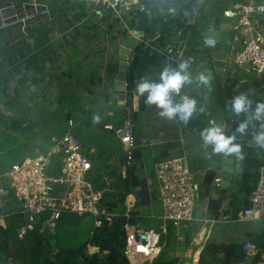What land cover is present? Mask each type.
Segmentation results:
<instances>
[{
	"label": "crops",
	"instance_id": "0c3cea01",
	"mask_svg": "<svg viewBox=\"0 0 264 264\" xmlns=\"http://www.w3.org/2000/svg\"><path fill=\"white\" fill-rule=\"evenodd\" d=\"M47 1L55 3L48 9L50 19L10 33L0 30V225L9 226L19 210L8 187L10 165L45 154L51 138L64 133L59 129L63 117L67 123L80 113L74 117L79 133L75 137L91 162L88 179L105 191L109 208L129 209L125 224L139 231L159 230L162 225L154 174L158 159L178 153L188 157L198 183V207L192 222L178 228L167 225L163 235L167 259L197 264L206 244L243 245L264 233V222L238 219L249 206V195L241 187L240 156L211 155L210 148L202 147L199 132L213 122L202 111L187 125L160 117L154 106L139 111L134 91L140 77L154 78L165 64L162 52L164 45H170L172 25L162 28L164 19L172 18L173 24L195 12L213 20L225 15L235 1L264 4V0H125L115 12L103 16L82 0ZM172 8L177 9L176 15L170 14ZM255 21L264 29V12L257 14ZM158 33L163 42H153L155 48L146 45ZM133 38L136 44L132 49L122 43ZM124 50L125 56L134 53L136 62L125 74L129 90L120 92L116 76ZM228 79L247 84L246 90L237 92L248 91L254 100H264V82L258 83L262 79L242 68L229 67L220 88L226 129L231 119H240L229 108ZM124 104L137 112L135 132L140 134V144L130 151L131 159L125 163L119 160L125 147L115 132L123 124ZM245 145L252 147L258 167L264 165V149L253 139ZM143 147L151 149L141 150ZM6 158L12 159L7 166ZM55 167L51 173L56 172ZM209 171L214 172V179H220L218 184L210 181ZM93 227H97L95 222ZM94 251L88 244L87 253ZM132 264H140L139 258H132ZM258 264H263L261 258Z\"/></svg>",
	"mask_w": 264,
	"mask_h": 264
},
{
	"label": "built area",
	"instance_id": "2783aa9c",
	"mask_svg": "<svg viewBox=\"0 0 264 264\" xmlns=\"http://www.w3.org/2000/svg\"><path fill=\"white\" fill-rule=\"evenodd\" d=\"M82 1L92 4L99 10V15L103 16L108 12H115L117 5L121 6L125 0ZM13 7H0V30H22L26 27L20 24L12 26L16 17ZM28 7L24 6L26 16L21 19L32 18L29 21L32 26L36 25L35 17L39 13L48 12V8ZM261 12H264V4L235 1L224 14L238 16L230 34L228 65L243 68L255 78L264 80V29L255 21V16ZM160 37L159 33L154 34L146 45L154 47L152 43L158 42ZM172 51V47H169L162 52L165 64L172 62ZM134 58V53L126 56L127 67L132 65ZM123 106V124L115 132L130 160V151L134 148V110L130 105ZM73 126L74 121L68 119V129L60 136L51 138V145L45 154L16 161L6 173L8 187L19 206L18 214L22 215V223L16 231L19 239L33 231L36 225L40 226V233L48 229L53 234L57 221L66 213L79 217L91 215L97 227L104 222L112 223L117 218H130L129 209L117 211L109 208L105 191L96 188L88 179L91 162L82 152L79 140L71 133ZM105 128L112 129L106 125ZM231 133L233 130L229 132ZM251 137L254 141V133ZM54 165L56 172L51 173L50 169ZM258 173L257 183L249 195V206L238 214L240 221L264 222V165L260 166ZM154 174L162 209V225L159 230L151 228L143 231L132 228L127 223L124 225V253L131 264L132 258H139L140 264L152 263L164 248V241L161 239L167 234V225L178 228L181 223L192 222L198 207V183L185 154L157 163ZM219 180L214 179L217 184ZM243 253L245 262H250L258 254V249L253 243L246 241L243 243ZM260 258L264 264V253L260 254ZM4 264L11 263L6 260Z\"/></svg>",
	"mask_w": 264,
	"mask_h": 264
},
{
	"label": "trees",
	"instance_id": "16d2710c",
	"mask_svg": "<svg viewBox=\"0 0 264 264\" xmlns=\"http://www.w3.org/2000/svg\"><path fill=\"white\" fill-rule=\"evenodd\" d=\"M171 21L172 18L164 19L162 28L171 25ZM169 47V44L164 45L165 49ZM135 62L136 59L134 58L132 66ZM262 82L264 81H258V83ZM227 83L230 84L228 91L229 100H231V97L238 90H246L248 88L247 84L239 83L237 80L229 81L228 79ZM145 108L146 106L141 102L139 111ZM136 114L137 112L134 111V118ZM242 117L240 116L238 121H234L233 119L226 131L228 133L231 130L235 131ZM241 150V187L247 195H250L257 183L260 166L258 167L251 146L245 145ZM61 218L77 225L81 217L66 213ZM125 222L126 219L123 217L117 218L112 223L104 222L101 226L95 227L91 235H89V238L78 246L61 250L59 248L53 249L49 240L39 232V225H36L35 229L29 232L23 239H19L16 231L22 223V215L16 214L11 218L9 226L2 227L0 225V257L5 258L11 264H131L124 253ZM161 240L163 241V236ZM251 242L257 247L258 254L250 262L246 263L244 260L242 244H230L224 247L206 244L200 253L197 264H258L260 254L264 252V233L252 238ZM88 244L94 246L96 251L88 254ZM150 264L176 263L171 259H167L165 251L162 250L160 255Z\"/></svg>",
	"mask_w": 264,
	"mask_h": 264
},
{
	"label": "clouds",
	"instance_id": "9594fccd",
	"mask_svg": "<svg viewBox=\"0 0 264 264\" xmlns=\"http://www.w3.org/2000/svg\"><path fill=\"white\" fill-rule=\"evenodd\" d=\"M170 14L176 15L177 9H170ZM191 65L190 58H183L162 65L154 78L140 77L134 89L138 106L141 102L144 106H154L160 117L187 125L200 106L197 98L186 89H210L213 83L206 69L195 70ZM229 108L233 116L244 117L235 133L241 136L254 133L255 145L264 149V100H254L248 91H239L231 97ZM236 134H229L224 125L214 122L199 132L202 147L210 148L211 155L225 158L242 154Z\"/></svg>",
	"mask_w": 264,
	"mask_h": 264
},
{
	"label": "water",
	"instance_id": "95a60500",
	"mask_svg": "<svg viewBox=\"0 0 264 264\" xmlns=\"http://www.w3.org/2000/svg\"><path fill=\"white\" fill-rule=\"evenodd\" d=\"M238 16H225L214 18L213 20H207L204 16H196L195 12H191L186 19L177 21L171 24L170 29V45L172 46L171 61L177 62L183 58H190L192 60L191 67L195 70L201 68L206 69L212 76V87L210 89H201L200 87H190L186 91L197 98L199 104V111H202L208 119L212 122L220 125H225V114L223 111V105L221 104L220 88L224 84L225 71L230 67L228 65L229 55V40L232 28L237 22ZM122 43L128 46L129 49L136 44L135 39H123ZM125 50L120 56L119 72L116 76V84L118 91H128L129 85L125 83V74L129 73V67L125 63ZM195 79V76H193ZM123 99V96H119ZM128 106V104H127ZM83 112V111H82ZM80 116V113H76L72 116ZM76 121V120H75ZM231 134H236L235 131ZM237 136V142L244 146L246 142L252 140L251 135H239ZM140 144V134L134 133L133 146L136 147ZM150 147H143L141 150L150 151ZM181 154L166 155L158 159V162H162L173 157L180 156ZM128 154L126 151H121L119 160L126 162ZM211 175L210 181L214 180V172L209 171ZM208 178V177H207ZM206 178V179H207ZM226 178V177H225ZM209 183V180L207 181ZM214 184H217L214 181ZM42 234L49 241L53 237L48 229H44ZM52 246V245H51ZM55 249V247H53ZM6 262L5 258L0 257V264Z\"/></svg>",
	"mask_w": 264,
	"mask_h": 264
},
{
	"label": "rangeland",
	"instance_id": "374dc122",
	"mask_svg": "<svg viewBox=\"0 0 264 264\" xmlns=\"http://www.w3.org/2000/svg\"><path fill=\"white\" fill-rule=\"evenodd\" d=\"M46 1L47 0H17V1L16 0H0V7H5V6L13 7L14 6L13 8H14L16 17L14 20L15 23L12 24V26H15L16 24H20V25H25L26 27H32V23L29 22L32 18L28 17L23 20L21 19L26 16V13L23 10L24 6L28 5L29 6L28 9L32 7L39 8V9H47V8L50 9L52 6H54L52 4H55L53 2L51 3V2H48V1L46 2ZM29 13L30 12H28V14ZM35 19L37 20L35 24L43 23L44 21L50 19V16L48 15V12L45 11L43 13H39L35 17ZM12 29L13 28H11V30ZM11 30L8 29V33H10ZM234 67L236 68V70L240 69V67H237V66H234ZM250 75L254 77L253 74H250ZM227 88L229 89L228 85H227ZM222 96H223V92H222ZM65 118L63 117L62 120H64V122L61 123L60 128H59V129H62L64 132L68 129ZM75 128L76 126L75 127L73 126L71 128V133L74 136L79 137V133H77V128L76 129ZM82 152L87 156V153L85 152V150H83ZM4 160L5 159H3V162L5 163V166H7L12 159L6 158L5 160L6 162ZM93 223H94V217L91 215H84L83 217H81L78 220L77 225L70 223L68 220L61 218L59 221H57L56 228L53 233V237L49 241L50 245H52V247H55V249L59 248L61 250H64L67 248H74L78 246L80 243H82L84 240H86L89 237L90 231H92L94 228Z\"/></svg>",
	"mask_w": 264,
	"mask_h": 264
}]
</instances>
